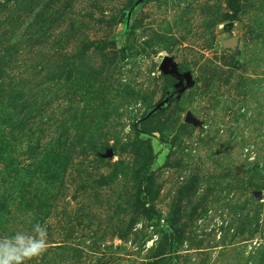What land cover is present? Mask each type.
Returning a JSON list of instances; mask_svg holds the SVG:
<instances>
[{"label":"rangeland","instance_id":"374dc122","mask_svg":"<svg viewBox=\"0 0 264 264\" xmlns=\"http://www.w3.org/2000/svg\"><path fill=\"white\" fill-rule=\"evenodd\" d=\"M37 222L26 264H264V0H0V236Z\"/></svg>","mask_w":264,"mask_h":264},{"label":"clouds","instance_id":"9594fccd","mask_svg":"<svg viewBox=\"0 0 264 264\" xmlns=\"http://www.w3.org/2000/svg\"><path fill=\"white\" fill-rule=\"evenodd\" d=\"M31 223V218L28 221ZM49 247L47 226L32 223L31 231L0 236V264H26L41 257Z\"/></svg>","mask_w":264,"mask_h":264},{"label":"water","instance_id":"95a60500","mask_svg":"<svg viewBox=\"0 0 264 264\" xmlns=\"http://www.w3.org/2000/svg\"><path fill=\"white\" fill-rule=\"evenodd\" d=\"M160 69L162 70L163 73L170 74L178 80L177 85L179 87L173 94H171V97L174 94H180L181 92L184 91L186 86L190 85L191 73L189 71H183V72L179 71L175 66V64L171 62V58H163L160 63ZM185 119L191 121L189 113H187Z\"/></svg>","mask_w":264,"mask_h":264}]
</instances>
